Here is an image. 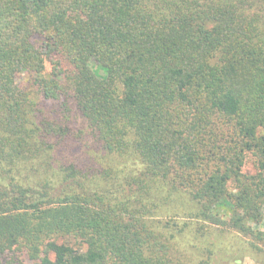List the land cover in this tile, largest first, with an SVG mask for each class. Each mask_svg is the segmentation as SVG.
<instances>
[{"label": "trees", "instance_id": "trees-1", "mask_svg": "<svg viewBox=\"0 0 264 264\" xmlns=\"http://www.w3.org/2000/svg\"><path fill=\"white\" fill-rule=\"evenodd\" d=\"M263 221L264 0H0V264H215Z\"/></svg>", "mask_w": 264, "mask_h": 264}, {"label": "rangeland", "instance_id": "rangeland-1", "mask_svg": "<svg viewBox=\"0 0 264 264\" xmlns=\"http://www.w3.org/2000/svg\"><path fill=\"white\" fill-rule=\"evenodd\" d=\"M96 71L99 75L105 74V68L102 66H96ZM250 157L251 156H249L248 160L246 161L244 170L247 172H254V167L251 161L252 157L251 158ZM226 208H227L226 206L225 207L222 206V207H219L218 210L223 212L225 211ZM178 219L185 220L187 219V216H182V217L179 216ZM260 226L264 228V221L261 223ZM218 236L219 235H214V236H211V238L209 239L210 242L212 241L214 242V245H211L210 242L207 244L208 247L212 248L213 250L212 256L214 257L213 262L215 264H264V254L250 251L247 242L242 238L241 239L243 240V247L242 249L236 251L235 253L227 254L226 253L227 248H224L225 249L224 252L219 251V248H220L219 246L221 242L223 241V239H221ZM205 254H208V253L206 252ZM23 257L28 263L32 262V260L28 259V257L25 256V254L23 255Z\"/></svg>", "mask_w": 264, "mask_h": 264}]
</instances>
